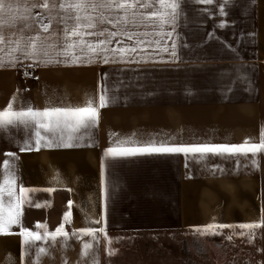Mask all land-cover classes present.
Segmentation results:
<instances>
[{
  "label": "crops",
  "instance_id": "0c3cea01",
  "mask_svg": "<svg viewBox=\"0 0 264 264\" xmlns=\"http://www.w3.org/2000/svg\"><path fill=\"white\" fill-rule=\"evenodd\" d=\"M12 2L21 6L5 16V25L13 29L6 26L4 34L11 37L15 31V39L23 35V47L35 33L16 31L25 12L22 0ZM176 2L174 25L159 28L138 20L135 26H98L135 33L132 39L120 35L111 40L109 49L136 51L109 52L108 63L103 53L91 62L84 56L73 63L71 54L56 55V48L40 60L21 58L0 67V111L9 103L14 111L74 109L87 107L91 99L99 113L96 126L78 131H53L34 122L0 130V187L7 177L15 181L17 196L21 187L32 190L24 194L20 222L0 233V264H107L113 235L264 223V150L246 155H105L120 141H127L122 147L261 143L264 0ZM158 8L153 4L140 11ZM100 12L116 14L104 9L96 14ZM62 29L53 24L57 36H63ZM106 38L85 37L91 42ZM11 47L6 44L0 53L5 61ZM74 51L81 55L79 48ZM50 57L57 62H42ZM101 95L107 98L106 107L99 106ZM36 130L44 137L39 150ZM26 141L30 147L21 151ZM2 202L7 207L14 201L4 194ZM67 212L71 216L66 222ZM61 225L68 236L53 241L50 234ZM89 228L97 229L95 238L81 232ZM24 230L39 233L41 239L25 244ZM85 243L92 245L86 255Z\"/></svg>",
  "mask_w": 264,
  "mask_h": 264
},
{
  "label": "snow or ice",
  "instance_id": "6c2138e0",
  "mask_svg": "<svg viewBox=\"0 0 264 264\" xmlns=\"http://www.w3.org/2000/svg\"><path fill=\"white\" fill-rule=\"evenodd\" d=\"M198 2L211 4L213 0H198ZM153 4H158L159 8L150 13L141 12V8L152 7ZM21 5L13 3L12 0H0V53L4 52L5 45H12L8 49V60L5 61L2 56H0V67L7 63L12 66L17 62L18 59H33L40 60L41 54L48 57L49 51L52 49L59 48L60 50L56 52V55L68 56L71 54L72 62L78 63L83 59L84 56L88 57V62H91L96 55L103 53L102 59L104 63H108L110 57L107 53L112 54L127 53L129 51L135 52L136 49L128 48H112L107 47L111 43V40L117 36L124 35L128 39H132L135 33L125 32V31H115L110 32L107 28L99 27L105 24H111L116 27L120 24L131 23L134 26L137 24L138 20L140 24H147L148 26H154L163 28L164 25L170 24L174 25L176 18V8L178 4L176 0H22V6L24 8L25 14L19 17V24L15 26L16 31L19 33L24 32H34V35H29L27 37L24 46L21 47V42L24 40L23 35L19 39L13 38L15 36V31L13 36L6 37L4 34V29L7 26L9 30L13 29V25H5V16L13 11L19 12ZM41 10L37 12L35 10ZM98 9H104L105 11L116 13L113 16H106L103 12L97 13ZM169 9L171 11H169ZM41 13H47L43 15ZM74 21L73 25L69 26L68 21ZM47 21V22H45ZM63 25V36H57L56 32L53 30V24ZM94 30V31H93ZM42 33L49 34L48 36H42ZM147 35L148 33H143ZM164 35L165 33H157ZM166 35H171V33H166ZM97 36L104 37L106 39L99 40L96 42H91L85 39V37ZM78 38V39H74ZM49 39H53L52 44L47 43ZM143 43V42H138ZM79 48L81 55L75 54V49ZM167 51V49H162ZM22 53L21 57L13 55V53ZM175 56V52H172ZM44 63L57 62L54 58L43 60ZM107 98L105 95H101L99 98V106H107ZM98 109L93 107L91 99L87 102V107L78 108H53L46 109L43 111L33 110L28 108L27 110L14 111L12 104L9 103L7 109L0 111V130L6 128L9 125H16L17 123L24 125L26 128L31 124L35 123L39 125L40 128H46L50 130H57L61 127L71 128L74 131H78L80 128H90L96 126L98 122ZM35 143L36 150H39L40 142L44 137L41 136L39 130L35 131ZM72 139V137H69ZM127 143V141H120L116 147H111L107 149L105 155L110 156H133L137 154H163V153H212V154H244L251 152L256 154L260 150H264V131L261 133V143L259 144H249L245 141L241 145H191V146H167L161 144L159 146L155 144H149L143 147H122V144ZM51 146V142H49ZM65 146H71L67 144ZM30 145L25 142V148L21 151L28 150ZM6 155L12 156L14 154L7 153ZM255 163V161H253ZM5 167H7V161H5ZM32 191L20 188L21 195L17 196L15 193V181L13 179L5 178L4 186L0 187V233H5L7 228L11 227L13 224H18L21 217V207L22 204L26 202L25 193ZM52 191V189H48ZM13 198L14 202H9L7 207H5L2 202L3 195ZM71 206V201L69 202ZM39 207V205H37ZM71 216L70 212L64 214L63 219L67 222ZM96 223H99L98 221ZM259 224H241L240 228L251 229L254 227H259ZM36 227H44L46 225H41L37 223ZM226 228L229 225H207L204 229H196L197 232H208L213 228ZM97 229H83L81 232L85 235H91L95 238V232ZM24 236L25 244L29 243V239L40 240L41 236L37 232L24 230L21 233ZM53 241L56 240L57 236L67 237L68 233L65 231L63 225L59 226L54 234H50ZM92 247L91 244L85 243L83 245L84 254H87V250ZM38 252L44 253V248H39Z\"/></svg>",
  "mask_w": 264,
  "mask_h": 264
},
{
  "label": "rangeland",
  "instance_id": "374dc122",
  "mask_svg": "<svg viewBox=\"0 0 264 264\" xmlns=\"http://www.w3.org/2000/svg\"><path fill=\"white\" fill-rule=\"evenodd\" d=\"M259 225L113 235L107 264H264V223Z\"/></svg>",
  "mask_w": 264,
  "mask_h": 264
},
{
  "label": "built area",
  "instance_id": "2783aa9c",
  "mask_svg": "<svg viewBox=\"0 0 264 264\" xmlns=\"http://www.w3.org/2000/svg\"><path fill=\"white\" fill-rule=\"evenodd\" d=\"M25 77L28 78L29 77V73H25Z\"/></svg>",
  "mask_w": 264,
  "mask_h": 264
}]
</instances>
